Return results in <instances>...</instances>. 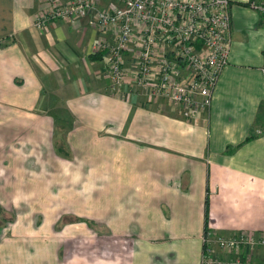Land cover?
I'll return each instance as SVG.
<instances>
[{
    "label": "crops",
    "instance_id": "obj_1",
    "mask_svg": "<svg viewBox=\"0 0 264 264\" xmlns=\"http://www.w3.org/2000/svg\"><path fill=\"white\" fill-rule=\"evenodd\" d=\"M260 1L230 0L229 61L211 107L190 121L172 106L167 111L141 96L125 100L114 95L105 56L94 48L105 34L89 26L86 18L74 24L54 22L42 32L33 23L48 0H0L4 134L17 138L49 122L53 126L63 121V110L71 122L73 117L69 129L73 154L124 158L125 167L134 171L125 185L148 191L128 201L152 204V214L149 206H141L133 218L142 219L144 228L127 232H145L169 244L160 250L150 246L139 256L130 251L119 264H198L208 228L216 234L264 235V13L257 7ZM133 55L134 48L127 54L128 66ZM47 92L55 103L44 108V102L51 101ZM109 160L112 163H105L106 169L115 170L114 159ZM161 197L174 203L176 213L171 212L172 221L167 224L156 207ZM151 219L159 222L152 225ZM127 232L119 229V233ZM211 247L214 254L234 257L215 244ZM242 254L253 264H264L263 247Z\"/></svg>",
    "mask_w": 264,
    "mask_h": 264
},
{
    "label": "rangeland",
    "instance_id": "obj_2",
    "mask_svg": "<svg viewBox=\"0 0 264 264\" xmlns=\"http://www.w3.org/2000/svg\"><path fill=\"white\" fill-rule=\"evenodd\" d=\"M106 64L107 79L114 95L125 100L141 96L145 102L157 104L167 111L172 106L174 112H178L170 101L152 95L147 89L137 85L130 87L129 82L114 86L107 60ZM47 95L51 101L42 105L53 107L54 99L50 92ZM60 116L63 121H56L53 126L49 122L24 136L11 138L6 136L7 132L4 134L6 108H0V264H119L121 256L126 255V258L130 251L139 256L150 246H158L160 250L169 244L165 238L152 239L145 232H127L144 228L143 220H135L133 213L140 211L143 205L149 206L128 200L148 191L125 185L134 171L125 167L124 158L73 154L69 145L73 117L71 122L69 114L63 110ZM77 140L74 137V141ZM89 158L95 160L89 161ZM109 158L114 159L115 170L106 169L105 163H112ZM120 174L121 178H118ZM156 207L162 223L172 221L174 203L161 197ZM152 210L150 204L147 211L152 214ZM125 214H130L129 220L125 219ZM155 222L159 221L151 219L149 223ZM108 227L117 233L109 232ZM119 229H125L127 233H119ZM206 230L216 234L209 228ZM215 246L220 248L216 241ZM223 252L227 253L226 250Z\"/></svg>",
    "mask_w": 264,
    "mask_h": 264
},
{
    "label": "built area",
    "instance_id": "obj_3",
    "mask_svg": "<svg viewBox=\"0 0 264 264\" xmlns=\"http://www.w3.org/2000/svg\"><path fill=\"white\" fill-rule=\"evenodd\" d=\"M257 7L264 13V0ZM84 18L105 34L94 48L104 54L114 86L129 82L147 89L185 118L211 107L229 61L230 0H50L34 27L43 31L56 21L74 24ZM133 48L130 67L126 56ZM203 241L199 264H253L242 251L264 248V235L218 236L206 230ZM215 241L234 257L214 254Z\"/></svg>",
    "mask_w": 264,
    "mask_h": 264
},
{
    "label": "trees",
    "instance_id": "obj_4",
    "mask_svg": "<svg viewBox=\"0 0 264 264\" xmlns=\"http://www.w3.org/2000/svg\"><path fill=\"white\" fill-rule=\"evenodd\" d=\"M206 204H207V209H208V204H209V203H208V200L206 201ZM208 215H209V214H208V211H206L207 222H208ZM207 226H208V223H207Z\"/></svg>",
    "mask_w": 264,
    "mask_h": 264
}]
</instances>
